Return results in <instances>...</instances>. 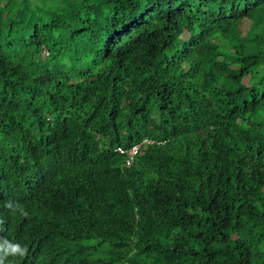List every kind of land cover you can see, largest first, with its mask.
I'll use <instances>...</instances> for the list:
<instances>
[{"label":"trees","instance_id":"trees-1","mask_svg":"<svg viewBox=\"0 0 264 264\" xmlns=\"http://www.w3.org/2000/svg\"><path fill=\"white\" fill-rule=\"evenodd\" d=\"M0 264H264V0H0Z\"/></svg>","mask_w":264,"mask_h":264},{"label":"clouds","instance_id":"clouds-1","mask_svg":"<svg viewBox=\"0 0 264 264\" xmlns=\"http://www.w3.org/2000/svg\"><path fill=\"white\" fill-rule=\"evenodd\" d=\"M151 143H153V142L148 141V140H145V141L143 142V144H151ZM143 144H141V146H142ZM117 149H121V150L125 151V153H121L119 150H116L120 155H126V156H127V159H126V165H127L128 167H130V166L132 165L133 161L129 162L130 159H129V157H128V154H126V152L129 151L130 149H126V150H124V149H122V148H117ZM139 151H140V150H139ZM136 156H137V155H136ZM136 156H135V157H136ZM135 157H134V158H135ZM133 160H134V159H133ZM24 251H25V250L22 249L19 245H15V246L11 247V249H10L11 254H20V255H23V254H24ZM7 253H8V251L5 250V254H7Z\"/></svg>","mask_w":264,"mask_h":264},{"label":"built area","instance_id":"built-area-1","mask_svg":"<svg viewBox=\"0 0 264 264\" xmlns=\"http://www.w3.org/2000/svg\"><path fill=\"white\" fill-rule=\"evenodd\" d=\"M140 147H141V145L138 144V145L134 146L133 148H131L129 151L126 152V154H128V157H129V159H130L129 162L133 161L134 157H135L136 155H138V152H139V150H140ZM118 150H119L121 153H125V151H123V150H121V149H118Z\"/></svg>","mask_w":264,"mask_h":264},{"label":"rangeland","instance_id":"rangeland-1","mask_svg":"<svg viewBox=\"0 0 264 264\" xmlns=\"http://www.w3.org/2000/svg\"><path fill=\"white\" fill-rule=\"evenodd\" d=\"M137 63H139V61H138V62H136V64H137ZM133 256H134V255H133Z\"/></svg>","mask_w":264,"mask_h":264}]
</instances>
